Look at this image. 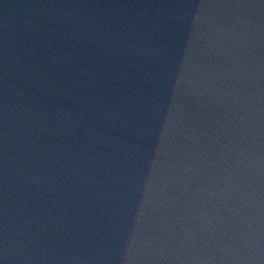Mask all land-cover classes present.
I'll return each instance as SVG.
<instances>
[{"label":"water","instance_id":"obj_1","mask_svg":"<svg viewBox=\"0 0 264 264\" xmlns=\"http://www.w3.org/2000/svg\"><path fill=\"white\" fill-rule=\"evenodd\" d=\"M0 264H264V0H0Z\"/></svg>","mask_w":264,"mask_h":264}]
</instances>
